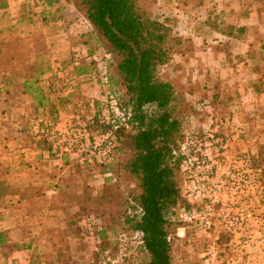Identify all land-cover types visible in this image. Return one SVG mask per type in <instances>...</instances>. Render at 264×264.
<instances>
[{"label": "rangeland", "instance_id": "rangeland-1", "mask_svg": "<svg viewBox=\"0 0 264 264\" xmlns=\"http://www.w3.org/2000/svg\"><path fill=\"white\" fill-rule=\"evenodd\" d=\"M255 1L257 0H251L249 3L257 6ZM198 2L202 3L196 5ZM220 3L222 5V2L212 0H155L152 7L154 18L172 26L178 40L172 61L160 67L157 75L171 83L175 89L176 99L172 107L175 115L182 120L183 132L187 135L208 130L211 126L214 130H218L214 127L221 128L218 134L228 138L225 155L228 159L223 158V172H227L228 167L231 170L232 166H235L231 162L232 157L246 152L252 158V167L259 169L258 178L264 184V145L249 139V134L243 132L238 122V119H241L239 110L228 111L227 106L233 101L239 104L237 94L242 92L244 85L243 73L240 71L243 68L238 58H243L244 55L235 51L221 38L214 39L216 43L213 45L210 43L215 49H209L211 46L206 48L207 44L197 43L187 32L194 24L205 22L207 10L212 12L214 8L219 9ZM238 3L241 6L247 1H237L236 6ZM8 8L7 11L0 12V43L3 44L0 55V180L10 179L11 186L16 187L20 179L19 181H24L23 184H28V188L33 189L30 191L31 200L23 206L30 217L24 225L26 231L32 233L36 240L14 242L9 244L6 250H32L29 259L24 258L28 259V264H98L105 255L117 264H146L148 258L139 238L127 229L126 225H119L123 219L116 215V212L123 210L121 202L129 200L128 198L137 193L134 181L115 166L116 161L123 158L117 150L119 145L116 144L110 154L113 162L107 167L100 166L99 160L108 153L105 150L104 137L91 130L84 131V127L73 123L61 124L64 122L63 114L50 113L54 109L64 113L65 108L66 113L67 110L74 113L84 110L85 118L95 116L107 122L111 110L115 109L114 104L126 107L128 99L124 90L113 79L114 68L103 41L91 32L85 19L68 0H53L51 7H44L43 0H9ZM197 9L200 11H196ZM202 11L203 15L197 14ZM231 21L234 23V20ZM205 57L225 58L224 62L227 64H217V59L216 63H205ZM76 68H79L81 73L79 76L75 74L76 77L71 83L69 81L68 87L71 88L65 89V95L61 93V97L66 99L67 93L71 91L70 104L56 101L54 92L61 87L58 80H66V77H72L73 73H79ZM35 70H44L37 81V85L42 88L46 112L41 113V118L46 122L41 125L42 134L50 141L59 142L62 149L68 141L79 137L84 141L82 145H85L84 149L86 154L88 153L85 163L81 166L75 162L72 164L67 171L70 176L67 177L66 172L63 174L64 171H59L64 165L61 162L55 165L47 157L34 163L31 159L33 155L30 154L29 158L20 164L18 159L12 158V161H9L5 157L10 150L7 145L9 141H14L13 146L17 145L16 143H31V137L36 136V129L33 130L36 124L15 122L20 117H17L13 110L14 100L23 103L31 116L32 99L28 96L22 99L20 91L12 97H5L6 91L12 89L8 86L6 89L4 85L6 80L19 85ZM51 77L56 79L49 81ZM64 88L65 86H62V90ZM225 94H229L228 100ZM214 114L217 115L213 116V124H210L209 119ZM260 116H264V113ZM245 118L247 121L251 120ZM251 118L250 123L254 124L255 116ZM79 130L81 136L78 135ZM250 131L252 132L248 129V133ZM241 143L245 145V149L240 147ZM74 146L69 150L75 151L77 147ZM61 155L57 158L61 159ZM23 170L26 176H17L16 179L15 175ZM55 172H58L59 177L63 174L62 179L55 176L59 181H63L62 184L67 183L72 188L86 186L93 196L110 197L111 203H104L103 206H71L65 210V215H58L56 212L62 205L58 204L56 198H50L47 189V186L53 184L52 176ZM108 174L111 176L108 177ZM36 176L43 179L41 184L35 180ZM232 177L233 180L239 181V176ZM222 181L224 183L226 178L222 177ZM39 186L41 189L36 191L35 188ZM236 192L229 190L228 195L224 197V201L228 202L226 209L229 220H232L238 208L244 210L253 203L262 223L258 225L245 220L244 224L232 225L229 229L225 228L224 224L216 223V227L209 231L196 225L181 224L184 229L180 232L176 229L172 238L171 264H264V197L259 201L258 207L250 192L242 198H239ZM5 204L12 207L8 208L7 216L8 221L13 224L14 215L24 211L13 213L22 207L15 206V202L6 201ZM216 208L221 212L220 205ZM45 214L57 221L48 219L43 223ZM58 216H68L67 220L70 222L66 223L63 219L58 221ZM9 226L14 227L10 224ZM99 236L101 244L103 239L105 240L104 249L96 243ZM211 249L213 253L209 255L208 251ZM0 264H5L1 257Z\"/></svg>", "mask_w": 264, "mask_h": 264}, {"label": "trees", "instance_id": "trees-1", "mask_svg": "<svg viewBox=\"0 0 264 264\" xmlns=\"http://www.w3.org/2000/svg\"><path fill=\"white\" fill-rule=\"evenodd\" d=\"M68 1L85 19L91 32L103 41L114 68L113 79L124 90L128 99L126 107L119 105L120 109L131 115L126 125L113 124L109 120L105 122L93 117L91 123L83 129L97 132L104 137V146L108 153L99 160L100 166L107 167L113 162L110 154L115 145H119L117 150L123 158L117 160L115 166L135 183L137 193L131 198L126 197L129 200L125 198L126 200L121 202L123 210L116 212L117 217L123 219L119 225H126L127 229L139 238L148 258L146 264H171L172 238L182 224L173 215L174 211L184 204L179 186L182 160L179 148L186 133L183 132L182 120L175 115L172 107L176 99L175 89L171 83L160 79L157 71L172 61L178 44L177 35L168 23L154 18L152 7L155 0ZM8 2L9 0H0V10L6 9ZM52 3L53 0H43L44 7H51ZM201 3L198 2L196 5ZM207 21L211 27L228 37L238 36L244 32L243 27L226 25L219 28L214 18ZM2 47L3 44L0 43V55ZM252 55L264 58L263 52L252 50ZM76 69L79 72L76 75H79L81 71L79 68ZM43 73L44 70H35L19 85L6 80L4 87L7 89L8 86L12 90H7L5 97H12L20 91L21 97H30L32 104L42 109L40 114H45L42 88L37 85L38 77ZM69 81L71 83V80ZM69 81L58 80L61 87L54 92L56 101L70 104L71 91L67 93L66 99L61 97L65 89L71 88L68 87ZM62 86H65L64 90ZM64 110L66 112V108ZM53 112L55 115L59 113L56 109L50 113ZM80 134L79 130L78 135L81 136ZM35 135L37 137H31L29 144L16 143L15 149L32 147L35 150L49 151L51 145L46 136L39 133ZM75 142L73 144L75 148L83 147L84 141L81 138L76 137ZM78 144L80 146H77ZM87 154L86 149H83L81 155L84 156V160L81 164L85 163ZM59 171H64V174V166L60 167ZM67 171L66 177L70 176ZM63 174L59 178L62 179ZM55 175L56 172L52 179ZM109 176L111 174H108ZM19 180L16 187L11 186L10 179L0 180V207L12 208L5 204L6 201L15 202V206L20 207L31 200L30 191L33 189ZM59 182L53 185L58 189V194L54 198L62 205L56 212L58 215H65V210L71 206L81 207L86 204L103 206L104 203L109 204L112 201L105 195L93 196L86 186L72 188L67 183L62 184L61 180ZM39 189L40 186L35 188L36 191ZM62 219L66 220V223L70 222L67 220L68 216L59 217L58 221ZM100 236L97 237L96 243L104 249L105 240L102 238L101 244Z\"/></svg>", "mask_w": 264, "mask_h": 264}, {"label": "crops", "instance_id": "crops-1", "mask_svg": "<svg viewBox=\"0 0 264 264\" xmlns=\"http://www.w3.org/2000/svg\"><path fill=\"white\" fill-rule=\"evenodd\" d=\"M212 1H218L222 2L218 5L220 8H214L212 12L207 10L205 21L202 24L196 23L192 28H188L187 32L193 37V39L196 40L197 43H202V44H207L206 48L209 49H215L213 44H215L216 38H221L226 40V43L229 44L232 48H234L235 51H238V53H241V55H244L243 58L239 57L238 61L239 64L242 65L243 69H240V71L243 73L242 74V92H239L237 94L239 96L238 99V105L234 101L230 103L228 107V111H233L236 112V109L239 110L240 118L238 119V122L240 126L243 128V132L246 133L249 137L250 140L258 142V144L264 145V116H260V114L264 113V58H258L255 55H252V50H255L256 52H263L264 53V0H257V6H254L249 3L251 0H246V4H241V6L238 5L236 6V2L240 0H212ZM245 3V0H243ZM244 5L245 8H242ZM8 7H9V2H8ZM0 10V12H5L9 8ZM201 9V8H200ZM243 9V10H242ZM200 11V10H196ZM204 11L202 12H197L199 15H203ZM214 18L216 22L219 24V28H223L226 25L227 26H235V27H243L244 32L241 35H235L232 37H228L225 35H222L220 32H218L216 29L211 27L208 24V19ZM234 20V23L231 21ZM181 35V34H180ZM221 41V40H218ZM217 41V42H218ZM210 43L212 45H210ZM248 55V53H250ZM212 54V53H211ZM213 56H215V53H213ZM218 61H217V60ZM205 63H216L222 65H226L227 63L224 62L226 61L225 58L221 59L220 58H204ZM198 63V62H197ZM189 71V69H187ZM191 71V70H190ZM263 71V72H260ZM76 73H73L72 77L67 78L66 80H72L75 78ZM67 76V75H66ZM65 77V76H64ZM56 77L54 78H49V81L55 80ZM65 80V79H64ZM261 81V82H260ZM246 83V84H245ZM262 84V85H261ZM176 93V92H175ZM80 95V93L78 94ZM229 94H225V96H228ZM234 95V94H230ZM234 95V96H237ZM11 97V96H8ZM222 97V96H221ZM24 96H22V99ZM6 99V98H4ZM14 106L13 110L16 112L17 117H20L19 120H15L16 123L18 124H36V127H33V130H35L36 133L42 134L43 129H42V124H46L44 122L43 118H41L40 110L42 111L41 108L36 107L35 105L31 106L30 114L27 113L26 106L18 101L14 100ZM29 103V102H28ZM225 110V109H224ZM215 111V109H214ZM14 112V113H15ZM17 113H20L17 114ZM242 113H244V116L242 117ZM59 115L63 114L64 116V122L61 124H68L70 125L71 123L84 127L87 124L91 123V119L95 116H91V118H85V113L84 110H81L78 113L74 112H64L61 113L59 111ZM217 114L212 115V117L209 119V123L213 124V116L216 117ZM251 115V116H250ZM255 116L254 119V124H251L250 121L252 120V116ZM29 117V119H28ZM251 119L250 121H247V118ZM31 118V119H30ZM90 119V121H88ZM88 121V122H87ZM57 124V123H54ZM59 124V123H58ZM248 129H251L252 132L248 133ZM260 129V130H259ZM52 139V138H51ZM37 140V139H36ZM48 143H50L51 148L49 151L45 152L42 150H35L34 148H31V153H29V148H24L20 147L19 149H15V146L12 145L14 142L13 140L9 141L7 145H9L10 150L6 158L9 159V161H12V158L17 160L18 159V164H20L22 161H26L30 154L33 155L31 158L32 161L34 160L35 162H41L40 160L44 157L49 158L52 160L55 165L59 164L61 162L64 165L65 172L66 170L70 169L72 164L78 163L81 164V162L84 160V156L81 155V152L84 149V144L83 147H77L75 151H70L69 150V141L67 142L66 145H64L63 149L61 146H59V142H53L50 141L49 139ZM242 144V143H241ZM12 145V146H10ZM66 146V147H65ZM241 148L244 147L245 145L242 144L240 146ZM81 148V149H80ZM64 152V154L61 152V150ZM47 154V156H46ZM60 154H63L61 159H58L57 157L60 156ZM4 157V156H3ZM4 157V158H5ZM76 157V158H74ZM14 160V161H15ZM10 171L8 170V173ZM12 176V174L10 173ZM16 177H25L26 174L24 173V170L20 174H16ZM55 176H58V172L56 173ZM54 176V177H55ZM53 177V178H54ZM59 177V176H58ZM35 180L38 181L39 184H41V179L39 176L35 177ZM53 184H51L48 187V192L50 193V198L56 196L58 194V189L56 186L58 184V178L52 179ZM22 208L16 209L14 212L20 213V211H24V213L16 214L14 215L13 219V224H11L10 221H8V216L9 215V209L4 206L0 207V257L4 261L5 264H28L29 261V255L32 252V250H19V249H11L10 251H7L6 248L9 244L11 243H21L23 240L28 239L31 241L32 239H35L32 233H29L26 231L25 228V223H28V217L27 212L25 211V208L21 206ZM55 213V212H54ZM19 216V218H18ZM54 220L55 222L57 221L55 218H51L45 214V218L43 220V223L46 222V220ZM40 223V220H39ZM38 223V224H39ZM14 225V227L9 226ZM26 236V237H25ZM28 258V259H24ZM14 259H18L17 261Z\"/></svg>", "mask_w": 264, "mask_h": 264}, {"label": "built area", "instance_id": "built-area-1", "mask_svg": "<svg viewBox=\"0 0 264 264\" xmlns=\"http://www.w3.org/2000/svg\"><path fill=\"white\" fill-rule=\"evenodd\" d=\"M114 108L109 121L126 125L131 119L130 113H125L117 104H114ZM211 127L202 132L187 134L180 144L179 154L182 160L179 186L184 204L174 211L173 217L184 225H196L205 231L214 229L216 223L224 224L227 229L232 225H242L245 220L261 224V216L253 203L244 210L238 208L235 216L229 220L226 209L228 202L224 201L229 190L237 191L239 198L250 192L259 207V201L264 197V184L258 178L259 169L252 167V158L246 152L232 157L231 162L235 166L231 170L228 167V171L223 172V158L228 159L225 156L228 138L218 134L221 128L214 127L218 129L214 130ZM74 142L75 140L69 141L70 148ZM232 176H239V181L233 180ZM222 177L226 178L224 183ZM219 205L221 212L216 208ZM183 226H179L177 231H182ZM212 253V249L208 251L209 255ZM98 264H116V261L105 255Z\"/></svg>", "mask_w": 264, "mask_h": 264}]
</instances>
